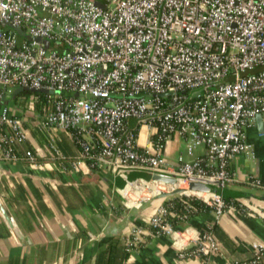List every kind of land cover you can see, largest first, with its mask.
I'll list each match as a JSON object with an SVG mask.
<instances>
[{"label":"built area","instance_id":"1","mask_svg":"<svg viewBox=\"0 0 264 264\" xmlns=\"http://www.w3.org/2000/svg\"><path fill=\"white\" fill-rule=\"evenodd\" d=\"M18 87L35 90L23 104L29 109L12 103ZM258 114L264 118V0H0V163L38 168L44 160L64 170L112 172L125 179L117 190L129 209L183 190L157 207L149 227L133 228L125 238L128 251L159 234L170 236L182 256L220 251L210 229L178 224L203 210L193 199L217 216L245 208L217 189L235 181L229 167L235 157L252 153L246 129ZM131 118L146 129V145ZM27 124L44 134L47 154L20 149L29 138ZM59 130L70 132L77 155L61 149ZM174 136L188 156L199 148L202 154L169 160L165 148ZM134 169L176 183L128 180ZM192 182L211 189L192 190ZM247 183L264 191V179ZM249 263L264 264V246H256Z\"/></svg>","mask_w":264,"mask_h":264},{"label":"crops","instance_id":"2","mask_svg":"<svg viewBox=\"0 0 264 264\" xmlns=\"http://www.w3.org/2000/svg\"><path fill=\"white\" fill-rule=\"evenodd\" d=\"M137 128L139 144L146 145L147 131ZM29 128L28 141L20 149L35 148L47 154L44 134ZM251 154L235 157L229 167L235 181L226 187V198L242 203L220 216L201 210L179 228L210 229L220 243V251L207 258L182 256L170 236L151 235L128 251L125 238L134 227L144 225L166 198H153L140 207L129 209L117 190L125 179L109 171L89 168L64 170L59 163L34 168L21 162L0 165V264H250L256 246H264V191L250 187L249 178L264 179V129L258 122L246 129ZM61 149L77 155L79 146L68 131L56 133ZM199 148L188 156L183 140L174 136L166 144L169 160L183 154L187 159L202 154ZM143 169L129 172L141 175ZM128 174V176H129ZM170 198V197H169ZM4 206L19 232L12 230L1 214Z\"/></svg>","mask_w":264,"mask_h":264},{"label":"water","instance_id":"3","mask_svg":"<svg viewBox=\"0 0 264 264\" xmlns=\"http://www.w3.org/2000/svg\"><path fill=\"white\" fill-rule=\"evenodd\" d=\"M100 4V2H99ZM15 29L22 35L26 36L27 38H30V35L26 32H24L22 29L18 28V27H15ZM38 41L40 42H43L47 47L49 46V40H45V39H42V38H38L37 39ZM29 89L28 88H24V87H18L14 90V94H13V97L12 99H15L16 96L21 93V92H24V91H28ZM31 91H35V90H31ZM3 102H6L8 103L9 100H6L5 98L2 99ZM256 121L258 122L259 126L264 129V118L262 116V114H258L257 117H256ZM1 165V163H0ZM137 178H143V179H146V180H150L151 178L153 179H156V180H159V181H163L165 183H169V184H175L176 183V178L172 177V178H169V177H164V176H161V175H151L149 172L145 171L144 173H142L141 175H137V176H132V174L130 173L129 176H128V180H134V179H137ZM190 188L192 190H196V191H210V187L207 186L206 184L204 183H201V182H192L190 184ZM183 190L182 189H175L173 191H170V192H166V193H162L158 196H156L155 198H169L173 195H176V194H179L181 193ZM226 191V188H218L217 189V192L219 194H221L224 198H226L224 192ZM1 214L3 215V217L7 220L8 224L10 225V227L12 228V230H14L15 232H19L18 228H17V225L15 223V221L13 220V218L10 216V214L8 213L7 209L4 207V206H1Z\"/></svg>","mask_w":264,"mask_h":264},{"label":"trees","instance_id":"4","mask_svg":"<svg viewBox=\"0 0 264 264\" xmlns=\"http://www.w3.org/2000/svg\"><path fill=\"white\" fill-rule=\"evenodd\" d=\"M30 94H32V92L31 91H24V92H21V93H19L17 96H16V98L14 99V100H12V103H16V102H21V103H23L24 105L26 104L25 103V100H26V97H27V95H30ZM40 94V96H41V98L43 97V95L41 94V93H36V95H39ZM42 100H40V101H38V102H36V108L38 109V110H41L42 109ZM28 128V127H27ZM29 129V128H28ZM179 198L180 197H178V196H174L173 197V201H176V211H178L179 213L180 212H182L183 211V207H182V204H181V202H180V200H179ZM227 201H230V199H226ZM167 203H169V201H165V204H167ZM192 203L193 204H195L197 207H199L200 209H203V210H213L211 207H209V206H206L204 203H201L199 200H197V199H193L192 200ZM179 219H177V218H174L173 219V222L174 223H179Z\"/></svg>","mask_w":264,"mask_h":264},{"label":"rangeland","instance_id":"5","mask_svg":"<svg viewBox=\"0 0 264 264\" xmlns=\"http://www.w3.org/2000/svg\"><path fill=\"white\" fill-rule=\"evenodd\" d=\"M30 95H31V94H30ZM30 95H27V97H26V100H25V103H26V104H27L28 102H29V104H30V102L32 101V97H30ZM29 104H28V105H29ZM16 107H18V108H22V107H24V105H23V103H21V102L18 101V102L15 103V108H16ZM24 109H25V110H26V109H29V107H28V108H25V107H24ZM22 112L25 113L26 111L23 110ZM26 113H28V112H26ZM25 117H28V116H25ZM184 156H185V155H184ZM185 157H186V156H185Z\"/></svg>","mask_w":264,"mask_h":264}]
</instances>
